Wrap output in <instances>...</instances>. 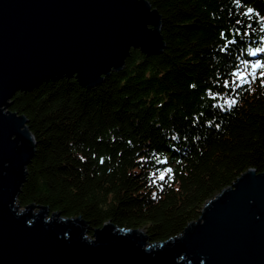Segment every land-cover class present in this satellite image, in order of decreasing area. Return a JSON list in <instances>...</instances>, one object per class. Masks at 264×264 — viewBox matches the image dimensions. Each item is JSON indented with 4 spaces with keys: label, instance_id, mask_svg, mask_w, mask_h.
Wrapping results in <instances>:
<instances>
[{
    "label": "trees",
    "instance_id": "16d2710c",
    "mask_svg": "<svg viewBox=\"0 0 264 264\" xmlns=\"http://www.w3.org/2000/svg\"><path fill=\"white\" fill-rule=\"evenodd\" d=\"M145 1L161 18V54L131 50L95 88L50 81L17 93L9 110L35 143L21 208L80 217L90 237L106 223L141 230L153 244L182 233L241 174L264 172V78L221 87L233 62L246 70L235 59L244 48L220 51L243 27L235 0ZM247 6L264 15V0ZM262 23L255 18L252 39L239 37L247 48L262 43Z\"/></svg>",
    "mask_w": 264,
    "mask_h": 264
},
{
    "label": "water",
    "instance_id": "95a60500",
    "mask_svg": "<svg viewBox=\"0 0 264 264\" xmlns=\"http://www.w3.org/2000/svg\"><path fill=\"white\" fill-rule=\"evenodd\" d=\"M160 30L145 0H0V264H264V172L241 174L162 243L109 223L90 237L80 217L17 202L35 143L13 97L61 79L95 88L131 50L161 54Z\"/></svg>",
    "mask_w": 264,
    "mask_h": 264
},
{
    "label": "snow or ice",
    "instance_id": "6c2138e0",
    "mask_svg": "<svg viewBox=\"0 0 264 264\" xmlns=\"http://www.w3.org/2000/svg\"><path fill=\"white\" fill-rule=\"evenodd\" d=\"M236 4L241 8L242 14L239 16L234 23L236 25H243V27H239L236 31V39L230 40L229 45H226L224 48L220 49L223 52H230L232 47H236V50H240V48L245 49V54L242 57H235V59H239L240 63L245 65L246 70L241 71L239 65H236L233 62L234 70L229 71L223 75V83L221 85L222 88H230L233 84L235 87L239 88L241 83L247 84L249 82L248 76L251 75L253 80L264 78V71H261L259 77L256 76L255 70L264 69V62L261 60V56H264V35L260 37V43L258 46L253 48H247L246 42L244 40H240L239 37L244 36L252 39L255 36V33L252 31V27L255 23V18H258L261 22H264V15H261L257 12L254 7L245 5H250L251 0H235ZM250 17L253 18L252 23H245ZM261 28L264 29V23L261 24ZM223 36V33L221 34ZM255 57V60L252 58ZM250 68L252 71L248 72L247 69ZM231 77H235L236 80L230 79ZM219 79V78H218ZM239 81L240 83H237ZM262 86H264V82H262ZM190 87H195V85H190ZM212 100H215L216 97H211ZM214 106V105H213ZM175 139V137H173ZM83 159V157H82ZM166 163V161H162L161 164ZM165 171L170 172L171 169H165ZM160 179L163 180L164 176L161 175Z\"/></svg>",
    "mask_w": 264,
    "mask_h": 264
}]
</instances>
